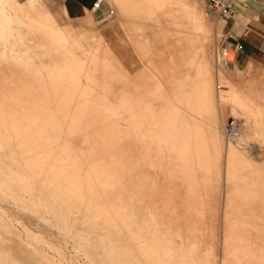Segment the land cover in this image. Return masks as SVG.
<instances>
[{
    "label": "rangeland",
    "instance_id": "rangeland-1",
    "mask_svg": "<svg viewBox=\"0 0 264 264\" xmlns=\"http://www.w3.org/2000/svg\"><path fill=\"white\" fill-rule=\"evenodd\" d=\"M94 1L0 0V179L11 187L0 186V264H197L207 251L213 264H237L230 245L264 248V76L258 86L237 85L233 52L218 50V18L204 0H157L160 9L153 0H99L92 8ZM171 6L177 17L167 22L162 11ZM185 8L210 31L223 140L209 156L164 140L130 110L139 99L146 109L185 110L188 68L175 54L186 52L181 41L194 32ZM242 116L244 150L223 131L227 118ZM114 150L135 160L131 184L111 165ZM87 201L98 212L118 211L124 224L95 211L93 218Z\"/></svg>",
    "mask_w": 264,
    "mask_h": 264
},
{
    "label": "bare ground",
    "instance_id": "bare-ground-1",
    "mask_svg": "<svg viewBox=\"0 0 264 264\" xmlns=\"http://www.w3.org/2000/svg\"><path fill=\"white\" fill-rule=\"evenodd\" d=\"M99 1V0H98ZM153 6H159L157 4V0H153ZM2 2V1H1ZM175 2V1H174ZM167 4V3H166ZM161 5V4H160ZM161 6L158 7L160 9ZM157 9V10H158ZM162 11V10H161ZM162 18L167 21L171 22L173 20V17H177L175 8L169 7L168 9H164L162 11ZM186 16L191 18L192 26L188 27L189 29H193L194 31L189 38L190 41L184 39V41H181V45L184 44L186 48V52L177 53L179 56V62H181L182 59L185 60L187 65V72L185 74L187 82H185V86H189L190 90H186L184 93V96L179 100L182 106L185 107V110H181L183 113H176L174 110L173 112H170V108L167 109L163 108L161 105L158 107H154V110L144 108L142 105L143 102L140 101L141 99L136 102L134 107H130L131 109L136 110L137 117L139 120L144 124L145 128L152 127L155 129L158 134L162 135V137L167 140H170L171 142L179 145L184 146V149L189 151L191 149H201L206 153L208 156L211 154V151L213 150L216 152L218 148L220 147V144L222 143V135L218 134L215 130L218 127L219 124V117L216 113L215 107H214V88L213 83L215 80V73L214 69L209 57V53L207 51L209 39H210V31L207 30V28L198 20L196 15L189 11L188 8H185L184 10ZM183 12V13H184ZM188 19V18H187ZM187 21V20H186ZM96 43V42H95ZM101 45V44H100ZM94 48V47H93ZM99 48V47H98ZM97 48V49H98ZM102 48V47H101ZM97 51V50H96ZM91 52V51H90ZM90 52H85V54H90ZM86 54V55H87ZM98 55V54H97ZM89 56V55H88ZM93 56V55H92ZM97 57V56H96ZM99 57V55H98ZM223 58V57H221ZM100 59V58H99ZM176 60V58H175ZM72 61V60H71ZM89 61V60H88ZM178 61V60H177ZM176 61V62H177ZM75 62V61H74ZM102 62V61H101ZM107 62V61H106ZM173 61V59L169 62V65H176V63ZM93 63V62H92ZM91 63V64H92ZM104 64V63H103ZM80 66V65H77ZM93 66V65H92ZM62 68V67H60ZM67 68V66H66ZM73 68V67H72ZM226 68L232 69V65L227 64ZM74 70V69H73ZM65 71V70H64ZM63 71V72H64ZM69 70H67L68 72ZM66 72V71H65ZM116 74V73H115ZM118 74V73H117ZM222 74V73H221ZM91 75V74H90ZM87 77V76H86ZM106 77V76H105ZM108 77V76H107ZM217 77V76H216ZM76 78V77H75ZM105 79V78H104ZM115 79V78H114ZM120 79V78H119ZM118 79V80H119ZM92 80V79H91ZM183 80V79H182ZM217 80V79H216ZM111 81V80H110ZM121 81V80H120ZM119 81V82H120ZM123 81V80H122ZM125 81V80H124ZM178 81V80H177ZM114 82V81H113ZM176 82V81H174ZM173 83V82H172ZM178 83V82H177ZM171 84V83H170ZM179 84V83H178ZM96 85V84H95ZM172 85V84H171ZM184 86V87H185ZM178 87V86H177ZM183 87V86H182ZM181 87V88H182ZM99 88V87H98ZM179 88V87H178ZM97 89V88H96ZM103 89V88H102ZM101 90V89H100ZM175 90V88L173 89ZM102 91V90H101ZM100 91V92H101ZM178 91V90H177ZM117 92V91H116ZM115 92V93H116ZM119 92V91H118ZM106 94L105 92H103ZM109 93V92H108ZM174 93V92H173ZM172 94V93H171ZM100 96V95H99ZM107 96V95H106ZM118 96V94H117ZM123 96V95H122ZM176 96V95H174ZM162 97V96H161ZM180 97V95H179ZM163 98V97H162ZM176 98V97H175ZM119 99V98H118ZM124 100H126V96L123 97ZM143 99V98H142ZM178 99V97H177ZM176 99V100H177ZM123 100V101H124ZM104 101V100H103ZM128 100H126L125 105ZM169 101V100H167ZM172 101V100H170ZM174 101V100H173ZM178 101V100H177ZM105 102V101H104ZM129 102V101H128ZM176 102V101H175ZM107 103V102H105ZM128 104V103H127ZM145 104V103H144ZM162 104V103H161ZM178 104L179 109H182L181 105ZM109 105V104H108ZM119 105V104H117ZM132 105V103H130ZM171 105V104H170ZM105 106V105H104ZM123 106V105H122ZM166 106V105H163ZM172 106V105H171ZM124 107V106H123ZM122 107V108H123ZM220 112L222 114V117L224 118V105H220ZM113 108V107H111ZM120 108V107H119ZM175 108V106H174ZM240 108V106H239ZM241 109V108H240ZM116 110V109H115ZM120 110V109H119ZM149 110H152L154 114H151ZM23 111V110H22ZM26 111V110H25ZM23 111V112H25ZM93 111V110H92ZM246 111V110H245ZM119 112V111H118ZM125 112V111H124ZM247 112V111H246ZM249 112V111H248ZM247 112V113H248ZM91 113V112H90ZM111 113V112H110ZM113 113V112H112ZM117 113V111H116ZM89 113H85V115ZM92 114V113H91ZM257 114V113H256ZM104 115V114H103ZM122 115V114H121ZM129 115V114H128ZM247 115V114H246ZM25 116V115H24ZM90 116V115H89ZM255 116V115H254ZM46 117V116H45ZM94 117V116H93ZM110 118V117H108ZM116 118V117H115ZM123 118V117H122ZM125 118V117H124ZM91 119V118H90ZM94 119V118H93ZM126 119V118H125ZM133 119V118H132ZM243 116L238 118V120L241 122V127L239 131V137L235 141H231L227 138V141L234 147L243 149L241 146L242 144L238 141L239 138H243V133L245 132V122H242ZM251 119V118H250ZM253 119V118H252ZM75 120V119H74ZM127 120V119H126ZM137 120V119H136ZM185 120V121H184ZM254 120V119H253ZM262 120V119H261ZM100 120H98L99 122ZM110 121V120H109ZM121 121V120H120ZM123 121V120H122ZM244 121V120H243ZM252 121V120H251ZM255 121V120H254ZM103 122V119L102 121ZM126 122V121H125ZM132 122V120H131ZM134 122V121H133ZM31 124V122H29ZM105 123V122H104ZM119 123V122H118ZM121 123V122H120ZM222 123V121H221ZM252 123V122H251ZM259 123V121L257 122ZM117 124V123H116ZM138 124V122L136 123ZM135 124V125H136ZM98 125V124H97ZM119 125V124H118ZM101 126V125H100ZM114 126V125H112ZM256 126V124H255ZM260 126V125H259ZM120 127V125H119ZM138 127V126H137ZM140 127V126H139ZM143 127V125H142ZM141 127V128H142ZM88 128V127H87ZM97 128V127H96ZM85 129V128H84ZM124 129V128H123ZM137 129V128H136ZM144 129V128H143ZM259 129V128H258ZM122 130V129H120ZM253 130V129H252ZM84 131V130H83ZM96 131V130H95ZM141 131V129H140ZM143 131V130H142ZM150 131V130H149ZM152 131V130H151ZM124 132V131H123ZM11 133V132H10ZM25 133V132H24ZM111 133V132H110ZM117 133V132H116ZM127 133V132H126ZM130 133V132H129ZM8 134V133H7ZM13 134V133H12ZM105 134V132H104ZM129 135V134H128ZM131 135V134H130ZM85 136V135H83ZM130 137V136H127ZM35 138V137H34ZM108 138V137H107ZM133 138V137H132ZM80 139V138H79ZM129 139V138H128ZM147 139V138H146ZM162 139V138H161ZM21 141V140H20ZM31 142V141H30ZM23 144V143H22ZM225 146V145H224ZM223 148V147H222ZM224 149V148H223ZM259 149H257L259 153ZM212 151V152H213ZM223 151V150H222ZM246 151V150H245ZM247 152V151H246ZM224 154V153H223ZM222 154V155H223ZM248 154V153H247ZM225 155V154H224ZM229 159L234 158L233 153L229 151L228 153ZM109 157L111 159V165L113 168L119 173L120 177H125V181L131 184L132 182V176L135 174V168L133 167L135 164V160L133 161V158L129 156V154H121L117 150H114L112 153L110 152ZM25 161H28L32 159L31 155H28ZM224 159V158H223ZM221 158V161L223 160ZM162 160V157L157 159L156 164H159L158 161ZM137 163V162H136ZM223 163V162H222ZM40 164V163H39ZM224 165V164H223ZM44 167V166H43ZM223 169V167H222ZM38 175L39 173H34ZM41 174V173H40ZM44 178V177H43ZM0 186L2 189H6L8 191L11 190L10 182L7 179H0ZM25 180V179H24ZM45 180L47 182H53L54 179H52L49 175L45 176ZM43 182V181H42ZM27 189V188H26ZM35 190V189H34ZM135 192H138V190L134 189ZM22 199V198H21ZM58 201V200H57ZM52 202V200H51ZM55 203V202H54ZM59 203V202H58ZM47 204V203H46ZM56 204V203H55ZM54 204V205H55ZM39 205V204H38ZM159 205V204H158ZM59 206L67 212V214L71 215L74 213L72 208L67 207L65 205L59 204ZM56 206H54L55 208ZM60 207L57 206L58 209ZM84 210L87 214L93 216L91 213L92 211L97 212L96 218L102 219L104 222H108L114 225L118 224H124V221L121 217H119L118 211H104L105 213L101 211H96L95 207L91 203V201H87L84 203ZM95 209V210H94ZM198 210V208L196 209ZM61 211V212H62ZM65 214V213H62ZM150 215L153 217L154 213L150 209ZM65 216V215H64ZM71 217V216H70ZM76 218V217H75ZM221 218V217H220ZM214 219V218H212ZM70 220V219H69ZM79 220V218H78ZM94 220V219H92ZM65 221V220H64ZM67 221V220H66ZM70 223L68 222V225ZM126 227V226H125ZM123 228V227H122ZM255 228V227H254ZM220 230V229H219ZM78 231V230H77ZM240 231V230H239ZM241 232V231H240ZM73 233V232H72ZM263 236H264V229H263ZM219 235H221L219 233ZM215 236V235H214ZM212 237V236H211ZM239 237V236H238ZM234 238V237H233ZM211 239V238H210ZM220 239V238H218ZM214 240V239H213ZM219 241V240H218ZM216 242V241H215ZM220 242V241H219ZM213 243V242H212ZM236 243V242H235ZM164 245V244H163ZM227 245V244H226ZM112 246V245H111ZM165 246V247H164ZM164 253L169 259L174 258V252L171 248H169L167 245H164ZM195 244H191V248H195ZM220 246V245H219ZM217 248V247H216ZM229 252L231 255H234V258H236L237 264H254L257 261L264 262V248L258 247L256 244H249V243H241L237 245H230L229 246ZM123 251V250H121ZM120 251V252H121ZM163 251V250H162ZM222 251V250H221ZM33 254V253H32ZM229 254V253H228ZM251 256L253 259L250 262V258H247L246 256ZM205 259L200 261L197 260V264H213L214 257L213 253L210 251H207L205 253ZM180 259V258H179ZM255 259V260H254ZM220 261V260H219ZM254 261V262H253ZM250 262V263H249ZM256 264V263H255Z\"/></svg>",
    "mask_w": 264,
    "mask_h": 264
},
{
    "label": "crops",
    "instance_id": "crops-1",
    "mask_svg": "<svg viewBox=\"0 0 264 264\" xmlns=\"http://www.w3.org/2000/svg\"><path fill=\"white\" fill-rule=\"evenodd\" d=\"M234 3L231 17L217 22L221 35L240 45L233 52L235 82L241 87L258 86L264 76V0H234Z\"/></svg>",
    "mask_w": 264,
    "mask_h": 264
},
{
    "label": "built area",
    "instance_id": "built-area-1",
    "mask_svg": "<svg viewBox=\"0 0 264 264\" xmlns=\"http://www.w3.org/2000/svg\"><path fill=\"white\" fill-rule=\"evenodd\" d=\"M99 1L96 0L93 3L92 8L98 7ZM204 7L215 14V16L221 21L228 20L235 10L234 0H204ZM220 46L218 50L221 53L226 51H236L240 48L238 42L227 39L226 36L221 35ZM241 122L235 117L227 118L223 123V131L226 138L231 141H235L239 136Z\"/></svg>",
    "mask_w": 264,
    "mask_h": 264
}]
</instances>
